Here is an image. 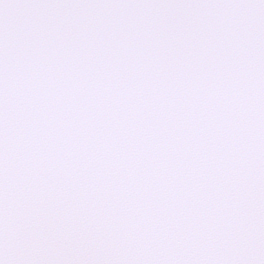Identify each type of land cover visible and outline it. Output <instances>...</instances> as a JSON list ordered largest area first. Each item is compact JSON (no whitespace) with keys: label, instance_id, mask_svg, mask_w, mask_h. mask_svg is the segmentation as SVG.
I'll list each match as a JSON object with an SVG mask.
<instances>
[{"label":"snow or ice","instance_id":"obj_1","mask_svg":"<svg viewBox=\"0 0 264 264\" xmlns=\"http://www.w3.org/2000/svg\"><path fill=\"white\" fill-rule=\"evenodd\" d=\"M0 264H264V0H0Z\"/></svg>","mask_w":264,"mask_h":264}]
</instances>
